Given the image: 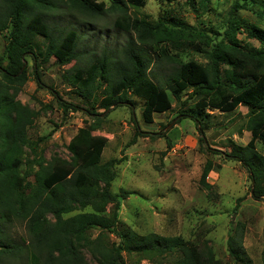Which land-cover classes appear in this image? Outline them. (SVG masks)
Here are the masks:
<instances>
[{
    "label": "trees",
    "instance_id": "16d2710c",
    "mask_svg": "<svg viewBox=\"0 0 264 264\" xmlns=\"http://www.w3.org/2000/svg\"><path fill=\"white\" fill-rule=\"evenodd\" d=\"M185 1L196 18L208 11L211 2ZM145 2L109 0L106 6L96 0H0V35L5 40L0 55V222H24L28 235L25 245L10 244L0 237V259L24 250L29 264H85L83 252L87 251L99 264H127L123 253L138 258L133 264H143L142 260L158 264L156 259L167 257L171 264H222L206 242L200 246L179 235L142 234L121 222V197L109 189L119 159L101 163L107 138L93 133L100 128L98 121L77 129L67 145L68 160L53 157L45 161L35 151L36 143L28 136L34 111L16 99L27 77L24 57L32 56L38 85L43 84L37 68L51 56L62 64L76 58L80 36L74 21L59 23L65 15L77 21L78 16L97 18L112 10L117 13L114 27L133 33L137 39L136 44L127 43L112 54L93 56L86 65L73 68L71 83L77 92L97 102L104 111L133 104L128 98L132 95L143 100L141 116L144 123L150 124L153 112L166 109L172 97L183 106L178 121L194 120L201 133L199 139L204 141L203 118L208 110L227 113L245 106L249 140L240 144L229 139L228 152L207 149L240 162L248 172L250 194L254 198L264 196V155L256 147L257 142L264 143V29L248 24L247 36L259 45L242 43L236 37L240 22L235 17L237 10L249 8H256L261 17L264 0H235L222 37H212L174 16L171 20L162 16L150 21L127 13L128 5L138 8ZM200 23L203 25V21ZM200 36L204 37L203 46L196 51L203 54L204 64L186 50L191 46L185 41ZM149 49L156 54L155 59ZM154 64L159 68L165 65L167 74L154 73ZM104 82V94L94 97V91ZM191 100L192 106L187 107ZM140 133L137 130L135 136ZM23 146L29 147L32 158L23 156ZM211 169L209 161L204 163L199 180L207 189L211 188L206 180ZM108 204H113L111 212L104 214ZM74 210L80 211L72 213ZM93 230H98L95 236ZM107 233L114 234L116 240L109 241ZM233 241L229 234L232 261L252 264L244 249L234 246ZM261 255L264 264V249Z\"/></svg>",
    "mask_w": 264,
    "mask_h": 264
},
{
    "label": "rangeland",
    "instance_id": "374dc122",
    "mask_svg": "<svg viewBox=\"0 0 264 264\" xmlns=\"http://www.w3.org/2000/svg\"><path fill=\"white\" fill-rule=\"evenodd\" d=\"M96 1L109 5V0ZM234 1L211 0L208 11L201 18H196L185 0L170 3L165 0H146L143 7L128 5L127 13L150 21L161 19L162 16L171 20L174 16L191 26H198L212 37H222ZM255 10L236 11L235 17L239 19L236 20L240 22L236 37L242 43L258 46V41L248 37L246 31L248 24H258L264 29V8L261 17ZM116 15L112 10H107L102 17L97 18L78 16L75 21L65 15L60 19L59 23L74 21L80 36L76 47L78 54L75 59L63 64L51 56L37 68L43 85L36 83L32 56L28 54L24 57L27 77L19 87L16 99L34 111L35 117L28 129V136L36 143L35 151L40 152L45 161L53 157L68 160L70 153L67 145L77 129L92 120L98 121L100 128L93 133L107 138L101 163L112 158L119 159L113 167L115 178L109 189L113 195L121 197L119 219L122 223L142 234L155 232L166 236L179 235L200 246L206 242L222 264H235L229 255L227 243L231 234L234 246L244 249L250 263L261 264V252L264 249V196L254 198L250 194L248 172L240 162L224 153L207 149L210 147L228 152L229 139L240 144L248 141L250 132L246 128L245 106L240 105L235 111L227 113L208 110V116L205 114L203 118L204 141H201V133L194 120L183 118L178 121L180 117L177 116L183 106L172 97L169 106L154 111L153 122L147 124L141 116L142 99L129 95L133 104L127 103L104 111L97 102L88 101L77 92L71 83L75 66L86 65L93 56L98 58L103 53L112 54L127 43H137L133 33L114 27ZM200 21H203V25ZM203 41L202 36L191 42L185 41L192 48L186 49L188 55L202 64L206 59L196 49L203 46ZM4 44L5 40L0 35V55ZM149 52L155 59L156 54L152 49ZM151 68L158 76L168 72L162 64L160 68L155 64ZM104 88L106 82L102 88L94 91V97L100 98ZM188 92L182 97L185 98ZM192 103V100L188 101L187 107L192 106ZM137 130L143 133L135 136ZM134 136L135 140L131 143ZM256 147L264 155V143L259 141ZM22 150L24 157H33L29 147L23 146ZM207 161L212 167L206 178L211 185L209 189L199 181ZM30 179L33 181V177ZM112 205L106 206L104 214L111 212ZM97 233L98 230H93L92 235ZM107 234L109 241L116 240L114 234ZM0 237L10 244L25 245L28 235L24 222H0ZM26 255L24 250L20 254H5L0 264H29ZM123 256L127 264L138 260L135 255L123 253ZM83 258L85 264H99L87 251L83 252ZM156 260L158 264H171L170 257ZM141 262L148 263L146 260Z\"/></svg>",
    "mask_w": 264,
    "mask_h": 264
},
{
    "label": "crops",
    "instance_id": "0c3cea01",
    "mask_svg": "<svg viewBox=\"0 0 264 264\" xmlns=\"http://www.w3.org/2000/svg\"><path fill=\"white\" fill-rule=\"evenodd\" d=\"M239 106H240V105H239ZM239 106H238V107H239ZM237 109H238V108H237ZM248 140H249V139H248Z\"/></svg>",
    "mask_w": 264,
    "mask_h": 264
}]
</instances>
